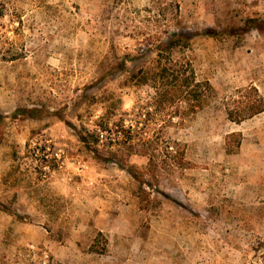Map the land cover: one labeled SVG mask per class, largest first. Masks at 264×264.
Instances as JSON below:
<instances>
[{
    "label": "rangeland",
    "instance_id": "rangeland-1",
    "mask_svg": "<svg viewBox=\"0 0 264 264\" xmlns=\"http://www.w3.org/2000/svg\"><path fill=\"white\" fill-rule=\"evenodd\" d=\"M173 33L213 90L162 133L183 166L95 160L78 132L143 111L153 91L130 77ZM248 87L264 103V0H0V264H264V111L225 113Z\"/></svg>",
    "mask_w": 264,
    "mask_h": 264
},
{
    "label": "trees",
    "instance_id": "trees-1",
    "mask_svg": "<svg viewBox=\"0 0 264 264\" xmlns=\"http://www.w3.org/2000/svg\"><path fill=\"white\" fill-rule=\"evenodd\" d=\"M252 23L254 22L249 21L248 24ZM244 28L239 30L246 33L252 27L245 25ZM235 32L237 31H230L228 34ZM203 35L210 37L214 32L208 30ZM190 43V36L184 33H173L164 41L159 40L153 48L154 65L148 69L140 68L130 77L135 85L147 86L153 94L150 103L136 114L135 119L129 121L128 126L124 125L123 119L111 122L109 116L105 114L94 122L92 129L82 127V131L78 132L79 141L93 154L95 160L110 161L121 152V148L133 150L139 147L151 168L156 169L159 166L160 169L163 167V170L172 172L183 166V151L177 143L164 138L162 133L174 120L178 125H182L186 118L201 111L207 106L213 94L208 82L197 80L190 60L185 57ZM263 111L264 103L253 87L237 91L236 97L225 105L227 119L234 123L251 119ZM152 113L156 115L152 116ZM132 114L135 112L130 115ZM43 116H46V113L39 110L17 109L11 118L36 120ZM58 117L64 121L60 115ZM154 121L160 126L157 131H152L151 128ZM2 123L3 118L0 116V126ZM102 151H106L108 158H103L100 154Z\"/></svg>",
    "mask_w": 264,
    "mask_h": 264
}]
</instances>
